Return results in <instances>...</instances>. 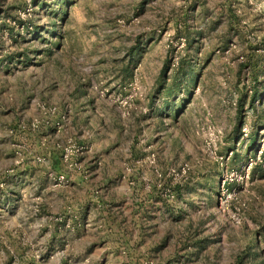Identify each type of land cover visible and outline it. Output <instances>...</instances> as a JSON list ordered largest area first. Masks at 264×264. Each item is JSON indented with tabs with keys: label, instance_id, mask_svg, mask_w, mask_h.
Returning <instances> with one entry per match:
<instances>
[{
	"label": "rangeland",
	"instance_id": "obj_1",
	"mask_svg": "<svg viewBox=\"0 0 264 264\" xmlns=\"http://www.w3.org/2000/svg\"><path fill=\"white\" fill-rule=\"evenodd\" d=\"M0 264H264V0H0Z\"/></svg>",
	"mask_w": 264,
	"mask_h": 264
},
{
	"label": "built area",
	"instance_id": "obj_2",
	"mask_svg": "<svg viewBox=\"0 0 264 264\" xmlns=\"http://www.w3.org/2000/svg\"><path fill=\"white\" fill-rule=\"evenodd\" d=\"M121 102V101H120ZM37 114L34 115L28 122L22 120L19 123V128H32L37 130L38 128H54L57 131H61L65 125V118L59 115V108L56 104L40 102L36 103ZM45 144V140L43 142ZM61 150V161L63 164L68 165L74 170L87 172L86 166L83 162H79L77 159L81 155L87 152L88 146L78 143L73 139L67 140L63 144H58ZM40 162H45L46 159L43 157H38ZM151 162L155 161V158H150ZM187 166H183V171L186 172ZM82 172V173H83ZM52 178L55 180L56 185H61L68 181V176L66 173H51ZM235 178L233 174L227 175L221 184V194H224L228 190V185Z\"/></svg>",
	"mask_w": 264,
	"mask_h": 264
},
{
	"label": "crops",
	"instance_id": "obj_3",
	"mask_svg": "<svg viewBox=\"0 0 264 264\" xmlns=\"http://www.w3.org/2000/svg\"><path fill=\"white\" fill-rule=\"evenodd\" d=\"M59 115L61 116L60 110H59ZM62 117H66V116L63 115ZM53 160H57V158H53ZM106 163H108V162L106 161ZM105 165L106 164H104V166ZM85 166H86V170L89 172L90 177H92L91 180L86 178V179H88V181L89 180L92 181L94 179V177L103 178V175L105 174V171H106L105 168H107V165H106L105 168H103V167L96 168L97 166H95L94 168H92V170H90L89 165L88 166L85 165ZM27 170L28 169H26V171ZM30 171H33V169H31ZM91 172H92V174H91ZM30 173H32V172H30ZM75 180L82 181L83 178L79 177V178H75ZM88 181H86V182H88ZM86 182H83V184L84 183L86 184ZM138 186H139V183L136 184V187H138ZM153 195L149 194L150 198H148V199H150L151 203L148 206L147 205L146 206H141L139 204L140 205V206H138L139 210H137L138 214H137V211L135 212V214H136L135 218H138L137 220H138V223H139L138 224V226H139L138 230H140L141 232H142V230L144 228V224H142V226L140 224L141 216L143 214H145V216L147 215V218H145V216H142V218H145V220L148 221L149 231H154V230L157 231V228H163L164 231H165V229L168 227V225L170 226L172 224L171 221L174 218V216H173L174 215L173 214L174 206H173L172 202L171 201L168 202L165 199H163L164 201H162L161 196H158V195L156 196V193H154ZM151 197H154V198H151ZM162 202H163V204L160 205V203H162ZM156 238L159 239V243H162V242L166 241L168 236H167V233H166V234H164V237L158 236ZM161 238L164 239L162 242H160ZM188 239H189V243H191V245L194 246L193 255H195V256H198V255L200 256L203 252H205L207 250V247L210 245L205 238H203V237L199 238L198 234L197 235H192ZM164 243H166V242H164Z\"/></svg>",
	"mask_w": 264,
	"mask_h": 264
}]
</instances>
